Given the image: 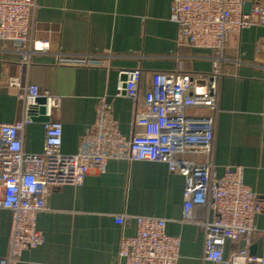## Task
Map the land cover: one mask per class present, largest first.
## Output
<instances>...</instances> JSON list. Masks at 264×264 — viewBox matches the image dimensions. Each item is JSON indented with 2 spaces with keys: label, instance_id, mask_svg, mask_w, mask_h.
<instances>
[{
  "label": "crops",
  "instance_id": "crops-1",
  "mask_svg": "<svg viewBox=\"0 0 264 264\" xmlns=\"http://www.w3.org/2000/svg\"><path fill=\"white\" fill-rule=\"evenodd\" d=\"M32 35L51 42L52 52L35 54L23 67L20 54L0 40V121L21 118L22 102L2 88L4 77H21L48 91L47 112L62 123L64 153H75L81 137L93 126L101 98L112 106L119 130L133 136L134 112L153 72L178 70L204 74L213 70L208 49L176 45V24L170 19V0H36ZM264 3V0H256ZM264 32L248 28L229 37L221 61L219 112L213 144L216 174L226 166H244L245 183L264 200ZM100 58L98 66L55 63L54 53ZM143 73L138 98L129 97L122 82L134 70ZM60 106L52 107V98ZM190 113L203 112L189 108ZM42 122L33 121L24 131V149L41 153ZM204 162L203 154L190 156ZM185 178L170 172L167 164L150 160L111 159L107 170H91L79 186L53 189L49 210L37 214L44 242L24 250L18 264H124L118 256L123 234L133 235L136 224L115 222L120 214L162 217L166 232L181 238L177 264H216L204 260V232L183 221ZM258 233L249 251L264 257V212L256 218ZM11 213L0 208V258L8 254ZM243 237L228 240L224 254L242 248ZM260 264V263H254Z\"/></svg>",
  "mask_w": 264,
  "mask_h": 264
},
{
  "label": "built area",
  "instance_id": "built-area-1",
  "mask_svg": "<svg viewBox=\"0 0 264 264\" xmlns=\"http://www.w3.org/2000/svg\"><path fill=\"white\" fill-rule=\"evenodd\" d=\"M250 4L249 12L246 5ZM36 0H0V40L9 42L20 54V64H32L35 54L52 52L51 42L32 35ZM170 19L176 24V45L208 49L213 70L199 75L178 70L151 74L146 92L134 112L135 132L121 133L112 106L101 98L93 126L84 134L75 153L62 151L63 127L51 118L43 122L41 153L24 149V131L34 116L31 104L37 97H51L37 84L7 76L1 85L22 102L21 118L0 121V208L11 213L8 254L0 264H18L24 250L44 242L37 228V214L49 210L48 196L62 186L81 185L95 170L104 173L111 159L150 160L167 164L170 172L185 178L183 221L193 222L204 232V260L216 264H264V257L252 255L249 247L258 233L256 218L264 212L261 200L244 181V166L229 165L216 174L213 144L219 112L221 61L229 37L244 29L264 27V3L256 0H170ZM264 41V39L260 40ZM55 63L67 66H98L100 58L57 51ZM264 65V63H262ZM142 71L134 70L122 82L119 92L138 98ZM52 107L60 106L52 98ZM189 108L203 112L190 113ZM264 125V107L261 113ZM206 155L204 162L189 158ZM136 224L133 235L123 234L118 256L124 264H177L181 238L166 232L162 217L120 214L115 222ZM243 237L245 245L224 254L228 240Z\"/></svg>",
  "mask_w": 264,
  "mask_h": 264
},
{
  "label": "water",
  "instance_id": "water-1",
  "mask_svg": "<svg viewBox=\"0 0 264 264\" xmlns=\"http://www.w3.org/2000/svg\"><path fill=\"white\" fill-rule=\"evenodd\" d=\"M249 9H250V4H247L246 12H249ZM259 28H261L262 32H264V27H259ZM47 107H48V99L46 97H37L34 100V104H31V110L33 113L38 111L40 113V116H34L33 121L42 122V123L48 121L50 119V116L46 115Z\"/></svg>",
  "mask_w": 264,
  "mask_h": 264
}]
</instances>
